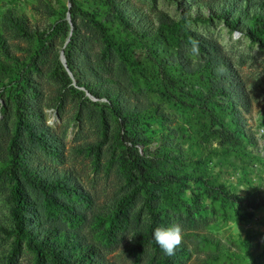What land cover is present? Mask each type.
<instances>
[{"label":"rangeland","instance_id":"rangeland-1","mask_svg":"<svg viewBox=\"0 0 264 264\" xmlns=\"http://www.w3.org/2000/svg\"><path fill=\"white\" fill-rule=\"evenodd\" d=\"M72 1L79 80L116 95L122 110L145 115L135 126L147 139L139 151L159 162L164 172L180 177L174 178L171 191L154 189L152 199L166 212L167 222L160 228L181 229L179 264H264V207L251 209L211 189L222 184L239 196L264 190V45L248 32L253 14H264V0H114L122 21L104 0ZM71 7V0H0V264L34 261L25 245L11 252L7 164L18 97L36 126H48L52 148L59 151L47 153L22 133L30 165L48 178L65 177L88 197L78 202L61 194L81 212L71 223L47 215L42 196L28 190L36 208L27 213L28 225L37 230L57 225L75 233L98 249L102 264H159L160 252L148 243L139 245L150 222L141 193L129 207L126 227L111 238L103 232L100 221L140 181H128L117 158L111 162L119 154L123 131L109 99L80 95L53 74L67 43L52 28ZM226 8L234 27L224 18ZM81 9L106 24L115 40L129 45L134 66L105 49ZM186 30L216 48L197 47L199 54H193L195 43L182 35ZM209 54L228 63L230 112L223 108L226 98L212 94L199 73ZM158 65L162 68L156 72ZM210 103L218 106L215 112L208 111ZM186 206L192 207L195 223L185 219Z\"/></svg>","mask_w":264,"mask_h":264},{"label":"trees","instance_id":"trees-1","mask_svg":"<svg viewBox=\"0 0 264 264\" xmlns=\"http://www.w3.org/2000/svg\"><path fill=\"white\" fill-rule=\"evenodd\" d=\"M72 7L68 12L71 14L70 22L62 17L59 23L53 26L52 30L60 32L64 41L69 38L67 46L62 50L65 52L66 64L72 73L76 85L72 84L67 71L62 65L61 61L58 69L53 71L63 87L73 90L80 95L85 94L79 87L85 88L95 98H107L111 102V110L115 112L120 122L121 130L119 143L121 148L119 154L113 159H118V165L131 183L138 177L140 181L135 185L130 192L122 196L117 203V208L113 210L108 216L103 218L100 223L104 225L103 232L108 237H113L116 232L121 231L129 222V207L136 198L137 193L144 196V203L149 209L150 222L146 231L139 235V245L143 246L146 243L150 244L156 251L160 252L159 264H179L178 257L182 253V246L180 244L176 247L174 254L166 255L153 238V230L160 228L162 224L167 222L166 212H162V208L154 206L152 199L154 197V189L165 188L171 191V184L178 177L175 174L166 173L161 168L159 162L155 161L149 156L143 155L139 151V144L145 143L147 139L140 136L136 132L135 126L144 119L145 115L133 114L126 110H122L117 103V96L112 95L105 88L100 89L99 86L81 82L79 79L78 70H76V62L74 55V48L77 44L78 28L73 17L74 2L71 0ZM107 10L115 15L119 21L122 18L117 14L114 0H104ZM86 16L87 13L81 9ZM229 8L225 9L224 18L227 24L231 27L235 26V19L228 20ZM88 21L97 29L99 35L105 45V49L109 52H115L128 66H134L131 59L130 47L128 44L115 40L109 33V28L106 24L98 20L94 16H86ZM19 27V26H18ZM20 28V27H19ZM71 31V33H70ZM22 33H25L21 30ZM249 34L259 43L264 45V14H253V21L250 24ZM183 37L187 41L194 42L200 49L216 48L208 41L203 40L191 31H184ZM41 37V36H40ZM173 38L175 36L173 34ZM162 66L158 65L156 72L160 71ZM199 73L203 74L209 83V89L214 95H220L226 98L227 103L223 108L227 111L231 109V81L229 78L230 71L226 60L217 54H209L204 64L200 66ZM170 83V81H169ZM165 89L168 92L169 86L165 83ZM211 101V100H209ZM1 103V102H0ZM96 103V102H94ZM208 104V102H205ZM25 102L22 98H17L15 101V130L11 137L9 144V159L7 167L9 169L10 186V201H11V216L13 219V229L10 234L13 235L11 252L18 253L22 246L25 245L34 255L33 264H102L99 260L98 249L94 245H89L81 242L75 233L64 232L57 225H50L43 230H37L32 224L28 225L27 213L36 210L33 206L28 190L38 192L44 202V211L50 217L58 218L62 216L65 220L75 223L81 218V212L76 209L74 204H70L66 199L74 198L76 201H86V195L76 187V185L67 181L65 177L62 178H48L42 175L40 171L34 169L28 160L29 148H27L25 139L22 138V133L27 136L31 144L40 147L42 150L52 155H57L58 150L52 148L50 142V134L48 126H36L26 114ZM209 112H215L216 106L210 103L207 106ZM219 121V120H218ZM220 122V121H219ZM222 124V122H220ZM231 139V135L226 136ZM99 155L96 152L94 160H98ZM138 174V176L136 175ZM204 183L206 180L203 177H198ZM214 193H219L222 196L230 198L234 201H243L246 206L251 209H259L264 207V190H254L246 192L242 196L238 194H231L222 184L212 186ZM64 195L66 199L61 197ZM86 199V200H85ZM198 215H201L200 209L197 208ZM185 219L189 223H195V217L192 207L186 206ZM255 264L260 263L254 261Z\"/></svg>","mask_w":264,"mask_h":264},{"label":"clouds","instance_id":"clouds-1","mask_svg":"<svg viewBox=\"0 0 264 264\" xmlns=\"http://www.w3.org/2000/svg\"><path fill=\"white\" fill-rule=\"evenodd\" d=\"M191 51L193 54H199L195 44L192 45ZM134 236L129 235L128 237L131 239ZM153 238L162 251L166 255L171 256L174 254L176 247L181 243V229L179 226L156 228L153 230Z\"/></svg>","mask_w":264,"mask_h":264},{"label":"water","instance_id":"water-1","mask_svg":"<svg viewBox=\"0 0 264 264\" xmlns=\"http://www.w3.org/2000/svg\"><path fill=\"white\" fill-rule=\"evenodd\" d=\"M65 19H67L70 22V13L69 12H67V14L65 16ZM70 27H72V23L71 22H70ZM70 33H71V31H70ZM68 40H69V38L66 39L65 44L68 42ZM60 61H61L62 65L64 66L65 70L67 71L69 77L71 78L72 84L76 85L75 79H74L72 73L70 72V70L67 67L65 52L62 49H61V52H60ZM79 89H81L87 95L88 98H90L92 100H95V97H93L85 88L79 87Z\"/></svg>","mask_w":264,"mask_h":264}]
</instances>
